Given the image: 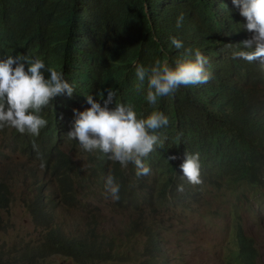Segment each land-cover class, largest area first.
Wrapping results in <instances>:
<instances>
[{
    "label": "clouds",
    "instance_id": "obj_1",
    "mask_svg": "<svg viewBox=\"0 0 264 264\" xmlns=\"http://www.w3.org/2000/svg\"><path fill=\"white\" fill-rule=\"evenodd\" d=\"M188 2L178 13L173 32L164 37L172 54H178L175 66L159 59L152 66L138 59L127 64L102 16L85 11L53 13L54 24L68 19L59 30L76 44L79 61L73 69H65L56 58L30 51L21 42L11 52L0 51V151L11 156L8 148L14 144L8 133L2 135L4 129L29 142L33 138L43 141L56 130L46 113L56 111L67 138L78 142L74 155H81L87 168L99 166L92 184L72 186L73 195L84 198L74 204L77 208L69 209L73 212L66 216L68 210L64 212L68 222L83 223L88 218L87 224L111 233L114 230L105 224L111 220L110 226L113 220L105 210L108 214L123 210L122 224L131 228L134 220L138 229L156 231L162 247L167 213L203 203L215 193H224L223 189L234 187L235 191L244 186L236 183L237 172L231 170L230 162L222 170L209 166L207 159L216 156L210 148L191 144L184 149L181 141L188 138L186 131L168 129L171 115L162 112L160 103L187 86L194 90L192 98L204 102L211 95L219 97L215 91L236 80L245 96L255 82L264 91V0ZM9 12L10 6L0 3V23ZM136 92L140 97L130 102ZM64 108L69 110L63 112ZM252 117L264 128V110H253L248 121ZM39 167L44 170L46 163L42 161ZM54 184L52 181L40 190L44 195L59 196ZM189 188L194 191L187 196L193 198L190 203L163 206L170 199L186 196ZM57 199L53 203L56 210L71 204L58 207ZM241 209L237 202L229 204L232 249L225 261L230 264H241L235 259L242 257L237 228L245 235ZM255 249L258 260L257 244Z\"/></svg>",
    "mask_w": 264,
    "mask_h": 264
},
{
    "label": "trees",
    "instance_id": "obj_2",
    "mask_svg": "<svg viewBox=\"0 0 264 264\" xmlns=\"http://www.w3.org/2000/svg\"><path fill=\"white\" fill-rule=\"evenodd\" d=\"M64 1L0 0L10 6L7 18L0 23V51L11 52L15 44L21 42L30 51L49 59L56 58L65 69H73L79 61L76 44L65 31L59 30L68 19L61 18L54 24L53 13L67 10L75 15L85 11L102 16L107 28L114 33L127 64L138 59L142 64L152 66L159 59L175 66L178 54H172L164 37L173 32L177 15L187 8L188 0H67L71 2L67 6ZM249 90V96L241 94L236 80L224 89H217L215 95L219 97L211 95L202 102L192 98L191 91L194 90L191 86L181 87L174 97L160 103V109L167 116L171 115L168 129L186 131L188 138L181 141L184 149H189L191 144L210 148L216 155L207 159L212 169L222 170L230 162L231 170L237 172L236 183H244L264 199V128L256 124L253 117L248 121L253 110H264V91L259 82L253 83ZM139 97L137 92L133 93L130 102ZM67 110L69 108H64L63 112ZM57 114L56 111L46 113L48 122L56 130L43 141L33 138L29 142L17 132L1 130L2 135L9 134V140L14 144L8 148L11 156L0 151L3 160L0 162V232L6 231L1 212L8 210L12 190L21 186L27 193L25 207L34 223L44 229V236L42 247L22 249L21 257L13 262H2L3 253L0 252V264H33L35 254L40 257L61 255L77 264H103L119 258L122 243H116L108 231L87 224L88 218L79 223L68 222L63 217L66 210L77 208L74 204L82 203L84 198L78 193L73 195L71 191L76 190L72 186L92 184L99 166L87 168L84 158L74 155L73 148L78 142L67 138V130L61 129ZM17 155L20 160L14 161ZM42 161L46 163L44 170L39 167ZM52 181L58 186L59 196L44 195L45 191L40 190L51 186ZM193 193L189 188L186 196L170 199L163 206L179 207L190 203L193 198L187 196ZM55 198H58V207L71 204L56 210ZM134 224L133 220L131 228L125 226L124 234H136L141 239L149 264H168L157 232L150 228L138 229ZM236 237L242 257L237 255L235 259L241 264H255L258 257L256 242L241 233L239 227Z\"/></svg>",
    "mask_w": 264,
    "mask_h": 264
},
{
    "label": "rangeland",
    "instance_id": "obj_3",
    "mask_svg": "<svg viewBox=\"0 0 264 264\" xmlns=\"http://www.w3.org/2000/svg\"><path fill=\"white\" fill-rule=\"evenodd\" d=\"M17 160H20L18 155L14 161ZM54 185L57 187L56 183ZM233 188L223 189L224 193H215L209 200L186 210H174L172 214L165 215L168 220L161 235L168 264H230L225 261V255L232 249L229 204L235 202L242 208L240 217L245 235L252 237L257 244L260 256L256 264H264V202L251 188L243 186L241 189L240 186L235 191ZM25 200L26 190L17 186L12 190L8 210L1 212L2 223L6 225V231L0 232L2 262L18 260L24 248L42 247L44 229L34 223L25 207ZM71 212L68 210L65 216ZM122 213L123 210L108 214L105 210L104 214L113 220L110 226L111 220L105 224L108 230H114L108 232L109 236L116 243L121 241L122 245L119 258L103 264H149L141 239L136 234H124ZM35 256L33 264H77L61 255Z\"/></svg>",
    "mask_w": 264,
    "mask_h": 264
}]
</instances>
